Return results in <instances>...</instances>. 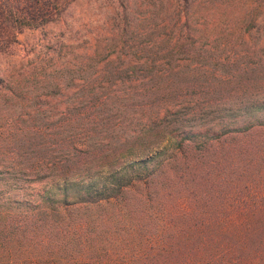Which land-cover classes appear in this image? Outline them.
<instances>
[{
	"label": "trees",
	"instance_id": "trees-1",
	"mask_svg": "<svg viewBox=\"0 0 264 264\" xmlns=\"http://www.w3.org/2000/svg\"><path fill=\"white\" fill-rule=\"evenodd\" d=\"M75 1L0 0V53ZM245 77L0 166V264H264V75Z\"/></svg>",
	"mask_w": 264,
	"mask_h": 264
},
{
	"label": "rangeland",
	"instance_id": "rangeland-1",
	"mask_svg": "<svg viewBox=\"0 0 264 264\" xmlns=\"http://www.w3.org/2000/svg\"><path fill=\"white\" fill-rule=\"evenodd\" d=\"M251 72L264 75V0H77L0 53V166L220 101Z\"/></svg>",
	"mask_w": 264,
	"mask_h": 264
}]
</instances>
